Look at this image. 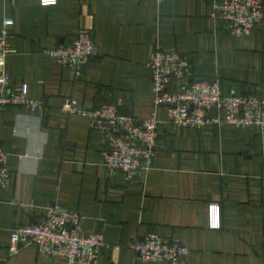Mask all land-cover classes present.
Returning a JSON list of instances; mask_svg holds the SVG:
<instances>
[{"label":"crops","instance_id":"0c3cea01","mask_svg":"<svg viewBox=\"0 0 264 264\" xmlns=\"http://www.w3.org/2000/svg\"><path fill=\"white\" fill-rule=\"evenodd\" d=\"M217 0H0L13 17L8 72L43 110H0V147L13 180L0 188V264H70L34 244L10 251L13 229L36 224L58 204L101 232L97 264H145L134 239L157 233L189 248L178 264H264V132L258 126L179 129L156 106L148 67L154 49L190 58L188 82L220 78L227 93L264 97V24L230 35L211 19ZM91 31L97 53L81 75L45 51ZM172 81L171 91L180 88ZM119 104L138 119L156 116L153 165L129 181L104 165L103 133L69 108ZM219 227L212 226L213 206ZM80 264V263H75ZM150 264H168L156 262Z\"/></svg>","mask_w":264,"mask_h":264},{"label":"built area","instance_id":"2783aa9c","mask_svg":"<svg viewBox=\"0 0 264 264\" xmlns=\"http://www.w3.org/2000/svg\"><path fill=\"white\" fill-rule=\"evenodd\" d=\"M44 6L55 5L58 0H40ZM211 19L230 35H250L264 24V0H217ZM13 17L0 23V110L5 107H27L43 110L45 102L31 99L28 85L14 87L8 72ZM63 67L81 75L84 65L96 55L97 45L91 31L84 27L70 44L45 51ZM152 73L156 106L167 109L168 121L179 129L201 128L206 125L221 127L258 126L264 132V97L256 94L227 93L220 78L199 79L188 82L191 73L190 58L178 51L167 52L157 46L148 64ZM181 83L179 90L171 91L172 81ZM71 113L89 118L90 126L103 133L106 144L104 165L111 173L123 172L131 180L141 169L153 165L158 140L159 121L156 116L138 119L114 102L98 108L72 106ZM9 154L0 147V188H8L13 173L8 166ZM212 226L219 227L218 207L213 206ZM83 217L77 211H68L60 205L49 207L39 223L17 227L11 232L10 251L34 244L41 253L64 256L70 264H97L105 240L101 232L86 234ZM131 248L137 259L145 264L167 262L178 264L189 248L177 239H168L149 233L134 239Z\"/></svg>","mask_w":264,"mask_h":264}]
</instances>
